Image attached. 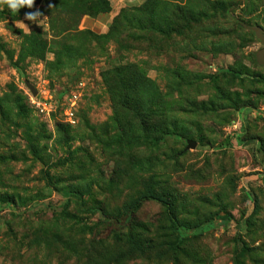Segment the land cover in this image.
<instances>
[{
	"label": "rangeland",
	"instance_id": "1",
	"mask_svg": "<svg viewBox=\"0 0 264 264\" xmlns=\"http://www.w3.org/2000/svg\"><path fill=\"white\" fill-rule=\"evenodd\" d=\"M9 11L0 264H264V0Z\"/></svg>",
	"mask_w": 264,
	"mask_h": 264
},
{
	"label": "clouds",
	"instance_id": "2",
	"mask_svg": "<svg viewBox=\"0 0 264 264\" xmlns=\"http://www.w3.org/2000/svg\"><path fill=\"white\" fill-rule=\"evenodd\" d=\"M34 2L35 0H0V4L6 5L11 11H18L24 7L31 8ZM39 15L38 11H28L24 13V18L31 22H37Z\"/></svg>",
	"mask_w": 264,
	"mask_h": 264
},
{
	"label": "trees",
	"instance_id": "3",
	"mask_svg": "<svg viewBox=\"0 0 264 264\" xmlns=\"http://www.w3.org/2000/svg\"><path fill=\"white\" fill-rule=\"evenodd\" d=\"M20 10V9H19ZM16 12L17 11H9V12H4V13H6V14H8V15H10V16H15L16 15ZM256 36H257V34H256ZM147 198L146 197H144V198H141V199H138L134 204H133V206H132V211L133 212H135L140 206H141V204L146 200ZM227 218V216H225V215H223V216H217L216 217V219H220V220H223V219H226ZM172 224H173V227L175 228V229H177V224H176V221H175V219H172Z\"/></svg>",
	"mask_w": 264,
	"mask_h": 264
},
{
	"label": "water",
	"instance_id": "4",
	"mask_svg": "<svg viewBox=\"0 0 264 264\" xmlns=\"http://www.w3.org/2000/svg\"><path fill=\"white\" fill-rule=\"evenodd\" d=\"M41 1H42V0H35V2H34L33 5H37V4H39ZM257 38H258L259 40H261V41L263 42V44H264V34H262V31H261V30H259V31L257 32ZM260 61H261V63H264V51L261 53ZM29 88L31 89V91L33 92V94H36V91L34 90V88H33L32 86L29 85ZM190 145H191V143H190ZM191 146L194 147L195 144L193 143Z\"/></svg>",
	"mask_w": 264,
	"mask_h": 264
}]
</instances>
